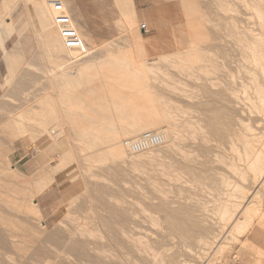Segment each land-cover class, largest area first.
I'll return each mask as SVG.
<instances>
[{
    "label": "rangeland",
    "instance_id": "374dc122",
    "mask_svg": "<svg viewBox=\"0 0 264 264\" xmlns=\"http://www.w3.org/2000/svg\"><path fill=\"white\" fill-rule=\"evenodd\" d=\"M83 1L90 2V4L97 2V7L109 8L108 12L104 10H89L94 18L98 20V23L101 20H108L107 22L110 25L109 32L117 33L101 36L103 37L102 39L108 40L110 43L99 50L94 49L91 51L84 49L82 46L75 50H68L65 48L62 39L60 40L61 42L58 41L53 45L43 46L39 42L38 34H35L32 30L33 28H31L29 15L25 9V2L15 0V8L9 11V19L14 27H18V30L13 32L7 39L5 49L7 51L11 50L14 44L19 41L21 44L18 50L22 57L21 63L13 74L10 83L3 89V79L7 75L8 69L3 60V51L0 48V142L5 145L3 146L5 150L2 155L9 162L8 166L17 169V171L27 175L29 178H32L40 170L44 171L48 177H53L56 171L54 168L59 163L61 154L57 150L51 152L50 154L52 155L46 154L44 150L49 147L50 143L48 138L46 139L45 135L38 134L31 125L26 123V130L30 135L35 136L34 139L36 140L25 143L18 139L10 143L7 136L12 126V119L20 115H26L27 112L34 110L46 94H51L55 99L60 92L62 93L68 89L66 85L68 83L69 59L88 57L91 53L95 58L112 57L120 51L117 50L118 48L128 46L124 32L117 26L119 14L116 0ZM172 2L176 11H179L181 3L185 2L194 6L202 14L206 21L205 30L210 38L209 42L202 47L203 50L207 51L208 55L210 54L211 62L215 66L220 65V63L230 66L232 63L230 56H232L231 53L233 51V41H231L232 38L229 39L232 33L230 23H232L236 15L235 11L239 12L237 16L239 15L240 21L243 22V19H245L246 10L240 0H172ZM41 6L48 13H54L49 10L46 1ZM234 6L238 10L235 8L234 10ZM126 11H128L126 8L120 9V15ZM179 17L180 14L178 12V16L174 19V24L180 22L181 19ZM139 23V27L141 24H145L141 20H139ZM119 25L122 26L120 23ZM150 33V30H148V33L141 34L143 37H147ZM226 33H229V36H226ZM175 62L172 60L158 63V67L152 68L153 72L150 75V86L152 85L154 93L166 103L165 109L167 108V111H176V114L181 116H179L181 121L192 114L190 115L191 117L205 120V124H202L203 126L206 125V120H212L215 123L230 121L233 125L236 117L242 118V105L234 108L226 103L220 105L214 102L227 98L226 91L223 89L224 84H222L221 89L207 85L209 104H203L198 98L194 99L197 94L201 95L202 87L200 89L199 83L196 84V82L188 79V76H186L187 72L181 70ZM223 72L216 73L221 76ZM194 75L198 76L197 73ZM224 77L221 76L219 78L225 81ZM187 83L188 86L190 84L193 87L190 89L195 93L192 103H189L186 98L188 94L185 93L186 90L188 91ZM73 89H75V84H73ZM191 108L193 111L190 110ZM59 114L62 115L63 113L61 114L60 112ZM57 124L65 128V130L67 129L64 136L70 139L66 138L68 144H70V150L72 149V154L69 152L71 154L70 159L72 164H75L73 166H75L79 177L78 181L80 180L79 183L81 184L78 183V188H76L77 186L74 187L65 181L63 176H60L58 181L49 182L43 191L39 192L35 196L36 198L34 197V203H36L41 214V227L37 225L35 219L33 220L30 216L21 214V212L14 209L12 211L11 208L9 210L6 207V209L3 202L1 203L0 201V219L2 220L0 221V264H43L46 261L50 264H78L76 262L78 256L81 259L79 264L81 262L86 264L88 262L87 259L90 260L91 257L85 256L87 249L83 246V243L90 238V232H94L95 236H104L106 238L112 236L108 232V226L115 225L123 229L128 236L147 243L154 248L155 252H157V263L149 259L150 262L144 255L135 254L134 251H131L130 243L124 241L121 244L123 248L122 257L118 260L112 259L113 261H110L111 264H132V262L137 264H203L210 250L202 251L198 249L200 245L195 239L197 236L195 233H198L199 226L202 225L200 222L201 217L199 216L201 215L200 210H203L204 207L207 208V219L209 221L212 219V201L216 198L217 193L215 190L219 187V178L213 169L223 168L221 163L218 164L217 159H221V156L223 157L222 148L228 146L229 141L226 135L229 130L225 128L226 125L222 124L223 128L220 124H216V126L218 125L222 128L215 129L216 127H214V129L209 130L208 128L214 125V123H210L208 127L207 125L205 126L208 130H202L204 133L200 134L198 130L195 133L193 130L191 133L187 130L188 134L183 130L185 132L183 134L187 137L185 138L187 143L191 142L192 139L195 142H197L196 140L199 141L202 138L201 136H203L202 134L207 132L210 136L214 134L217 140L216 144L220 145V149L217 148L216 150L214 143L213 145L212 143H210L211 145L202 144V146L197 143L195 147L199 151L201 150L203 155L197 151L193 164L197 163L195 165L191 164L194 166L192 173L189 172L191 175L189 173L186 175L187 173L184 172L183 177H179L180 180L172 181L164 173V168L165 164L168 165V162L172 163L171 161L174 164L177 161L176 165H183V161L178 155L171 154L172 156H170L168 155L170 153H166V150L163 151L164 149L160 148V150L155 147L153 148L155 151L152 153L132 157V159L127 158V160L119 161L99 160L88 164L84 161L87 156H91L92 153L94 155L96 149H100L98 152H101V149L105 147L98 144L101 140H94L95 138H93L94 141L89 140L92 137L80 140V143H86L87 141V143H97L96 146H91L93 147V150L90 149L91 152L89 150H85L86 153L80 152L82 150L80 148L83 146L78 142L79 139L75 137L70 125L67 122H57ZM144 131H137L138 133L135 135ZM196 133L197 136H195ZM64 136L61 138L62 140ZM208 153L209 155H207ZM83 154L87 155L84 156ZM197 156H200L201 159ZM29 161L31 162L29 163ZM28 163L29 166L30 164L32 165L26 167ZM199 163H201L200 166ZM46 164L48 165L46 166ZM86 164L90 165V168ZM0 177L2 179L0 181L2 183V186L0 185V196L5 193L12 195L14 192L16 193L15 195L18 194L17 197L27 199L28 196L25 190L11 178L5 176V172L0 173ZM192 177H195L194 180ZM67 197L70 200H67ZM111 209L116 211L118 214L117 218L113 219L110 216L109 210ZM206 222L208 221L206 220ZM175 225H182L183 232L177 231L174 227ZM12 236L15 238H12ZM209 241L211 242V239ZM231 247V251L225 252L224 256H221L214 264H252L255 259L252 253L246 258H236L235 255L239 250V246L234 244ZM197 251H200V253H197Z\"/></svg>",
    "mask_w": 264,
    "mask_h": 264
},
{
    "label": "bare ground",
    "instance_id": "6f19581e",
    "mask_svg": "<svg viewBox=\"0 0 264 264\" xmlns=\"http://www.w3.org/2000/svg\"><path fill=\"white\" fill-rule=\"evenodd\" d=\"M240 3H242L246 10L245 19H243V22L240 21L238 18L239 15L237 16V13L239 12L235 11L236 15L234 16L232 23H230L232 33L229 39L232 38L231 41H233V51L231 53L232 56H230V60L232 58V63L230 66L221 63L220 65L215 66L214 63L211 62L210 54L208 55V53H206L207 51H204L202 48L210 40L205 30L206 21L194 6L185 2L181 3V7H179L178 12L181 20L175 26L186 33V42L180 44L179 41H176L171 50L158 52L155 56L159 61L167 59L176 61L175 64L178 65L181 70L187 72L186 76H188V79L196 82V84H200V89L202 87L201 95L197 94L194 98L193 96L195 93L190 89L192 86L189 84V87L187 83L188 91L186 90L185 93H188L186 98L189 103H192L193 98H198L203 104H209L210 100L207 96V85L212 86V88L221 89L222 84H224L223 89L226 91L227 98L214 102L220 105L226 103L234 108L238 105L243 106L242 118L236 117L233 125L230 121L215 123L212 120V122L206 120L207 127L208 124L214 123V125H211V127L208 128L209 130L214 129V127H216L215 129L222 128V124L226 125L225 128L229 130L226 138L229 142L226 148H222L223 157L221 156V159H217L218 164L221 163L223 168L213 169L219 178V187L216 188L215 192L217 193V196L212 201V219H210V221L207 219V208L204 207L203 210H200L201 215L199 216L201 217L200 222L202 225L199 226L198 233H195L197 234L195 239L200 245V248H198V246L196 247L202 251L210 250V253L207 255L205 254L206 259H204L203 264H214V262L217 261L225 251L232 248L231 246L234 244H238V246H246L260 257L257 264H264V253H261L262 251L256 245L246 239L247 235L250 234L253 229L259 230L264 234V0H240ZM8 15L9 8L2 0L0 1L1 43H4L13 32L16 31L12 26ZM30 15L32 24L31 28H33L32 30L36 34V12L32 7H30ZM229 33H226V36H229ZM20 44L21 43L18 41L14 44L11 50L4 53L3 60L7 65L8 70L7 75L3 79V89L8 86L13 74L21 63L20 60L22 56L18 50ZM126 57H136L135 52L131 53V55L128 54ZM216 72H223L221 76H226L224 77L225 81L219 78L221 76H218ZM195 73H197L198 76H195ZM146 75L147 71H143L140 77H130L127 78L126 81L120 82L123 84L125 83L123 86L129 87L130 89L123 90L121 87L120 89H122V91H112L111 89L110 92H107L110 102L107 103L106 106H101L97 109L99 113L101 111L107 116L102 120V125L85 124L91 120L94 121V119L87 121L85 117L80 118L75 114L80 111L84 116L86 110L84 103H82L81 106H78V104L75 103V94L74 92H70L69 83L66 85L68 89L62 93L60 92L55 99L51 94H46L43 99L39 101L38 106L34 110L27 112L26 115H20L13 118L12 126L8 131L7 136L10 143L18 139H21L25 143H30L32 140H36L34 139L35 136L30 135L26 130V123L31 125L38 134H41L42 136L45 135V138H48L50 143L48 145L49 147L44 150L45 153L50 154L54 150H57L60 152L61 158L57 166L54 168L56 171L53 177H48L44 171L40 170L33 177L31 176L32 178H29L27 175L17 171V169L8 166L9 162H7L2 155L5 150L3 146L5 145L0 142V173L5 172V176L19 184L28 196L27 199H24L17 197L18 194L15 195L16 193L14 192L12 195H7V193L1 194L3 196H0V201L1 203L3 202L5 208H11V211L14 209L21 212V214L30 216L33 220L35 219L37 225L41 227V214L36 203H34L35 196L43 191L49 182L58 181L60 176H63L65 181L78 188L80 180L78 181L79 177L76 173L75 166H73L74 163L72 164L70 159L72 149L70 150V144L67 142V139H70L64 136L67 129L65 130V128H62L57 122H67L70 125V128L74 131L73 133L75 137L79 139L78 142L91 137L92 139L89 140L95 138L94 140L100 139L102 141H95L98 142L99 145L105 147L101 149V152H98L100 149H96L94 155L92 153L91 156H87L84 161L88 164L98 162L99 160H127V158L132 159V157L148 153L150 154L155 151V149L150 148L140 153L130 154L124 146V141L138 139L146 133L159 134L162 138V142L156 148L164 149L163 151L166 150V153H170L168 154L170 156H172L171 154H174L175 156L178 155L181 161H183V165H176L178 163L177 161L176 164H174L173 161H171L172 163L168 162V165L165 164L166 166L163 164L165 166V168L163 167L164 173L172 179V181H177L180 176L183 177L184 172L188 175L189 172L193 171L192 169L194 166L191 164H193L195 160L197 151L202 154L201 150L199 151L198 148L195 147L197 143L201 146L202 144L208 145L212 143L213 145L214 143V148L216 150L217 148L220 149V145L216 144L217 140L215 139V135L212 134L210 136L208 135V132L202 134L203 136L200 135L202 138L199 136L201 138L199 141L196 140L197 142H195L192 139L191 142L187 143V140L185 139L187 137L183 134V130L186 131V134H188L187 130H189L190 133L192 130L194 133L196 130L200 131L199 134L204 133L202 130H208L207 127H205L206 125H202L205 124V120L199 119L198 117H191L190 115L192 114H190L187 118H183L181 121L179 119L180 115L178 116L176 111H167V108L165 109L166 103L154 93L152 89L153 87L152 85L150 86V81ZM117 85L119 87V84ZM124 89L126 88L124 87ZM238 109L240 110V108ZM190 110L193 111L192 108ZM74 111L76 112L74 113ZM58 112H61V114L63 113V117ZM112 113L115 114V118ZM112 117L115 120L112 119ZM216 124H220L222 127L218 125L216 126ZM98 126L102 129H98ZM132 127H139L141 130L145 131L140 132L141 134L135 135L138 133L137 131L141 130H131ZM197 133L195 136H197ZM63 136L64 139L62 140L61 138ZM87 142H79L84 147L80 148L82 150L79 149L80 152H85V150L90 151V149L93 150V147L97 144ZM160 153H162V151H160ZM207 155H209V153ZM197 157L196 160L198 159ZM158 160L160 159L158 158ZM200 164L201 163H199V166ZM2 165L5 166L2 167ZM47 165L48 164H46V166ZM195 170L197 169L195 168ZM194 178L192 177L193 180ZM0 181H2L1 177ZM188 182L190 183L189 180ZM188 182L186 181V183ZM0 185L2 186V183H0ZM66 199L70 200L69 197ZM63 201L65 200L63 199ZM67 211L69 212L68 209ZM109 213L113 219L118 217L116 211L112 209L109 210ZM206 220L208 222H206ZM0 221L2 220L0 219ZM174 227L177 231L183 232L182 225H175ZM108 232H110L112 236L106 238L104 236H95L94 232H90V238L83 243V246L87 249V254H85V256L88 255L91 257L90 260L87 259L88 262L86 264H111L110 261H113L112 259L118 260L123 254L121 244L124 241L130 243L131 251H134L135 254L144 255L148 260L151 259L152 262L157 263V252H155L154 248L150 247L147 243L128 236L123 229L116 225L108 226ZM13 237L14 236H12V238ZM209 239H211V242ZM198 252L200 253V251H197V253ZM80 260L81 259L78 256L76 262L79 264ZM47 263L48 262L46 261L43 264ZM132 264L137 263L132 262Z\"/></svg>",
    "mask_w": 264,
    "mask_h": 264
},
{
    "label": "crops",
    "instance_id": "0c3cea01",
    "mask_svg": "<svg viewBox=\"0 0 264 264\" xmlns=\"http://www.w3.org/2000/svg\"><path fill=\"white\" fill-rule=\"evenodd\" d=\"M3 1L9 8V11L15 8V0ZM21 1L25 2V9L28 12L30 23V7L34 8L36 12V34H38L39 42L43 46L53 45L58 41L61 42L58 29L54 24L55 14L48 13L41 6V4L46 1L49 10L53 12L49 4L50 0ZM60 1L64 6V12L72 19V25L78 31L84 49L92 51L94 49L99 50L102 47H106L110 42L102 39L103 37L101 36L117 34L116 32H109L110 25L107 22L108 20H101V22L99 21L98 23V20H96L89 11L92 9L93 11L104 10L105 12H108L109 8L97 7V2H92L90 4V2H84L83 0ZM116 5L119 14L117 26L124 32L126 40L128 41V46L118 48L117 50L120 51L112 57L95 58L91 53L88 57L68 60L69 71L67 76L68 83L70 84V92H74L75 94V103L78 104V106H81V104L84 103L86 110L84 116L80 111L77 113L74 111V113L80 118L85 117L87 121L94 119V121L91 120L85 124L102 125V120L107 116L101 111L99 113L97 109L101 106H106L107 103L110 102L107 92H110L111 89L112 91H122V89L127 90L129 87L123 86L125 83L123 84L120 82L126 81V79L130 77H140L143 71H147L146 77L151 81L150 75L151 72H153L152 68L158 67V63L160 62L165 63L172 61L168 59L159 61V59L155 58L157 53L171 50L176 41L183 44L187 40L186 33L183 32V30L176 28V24H174V19L178 16V11L174 8L172 0H116ZM122 8H126L128 11L120 15V9ZM138 19L143 21L148 30H150L151 33L147 37H143L140 32V23ZM119 23L122 26H120ZM11 24L13 26L12 22ZM14 29L18 30V27L16 26ZM101 40L104 41L100 42ZM5 42H0L3 56L7 51L5 49ZM133 52H135L136 57H126ZM73 84H75V89H73ZM117 84H119V87ZM121 87L122 89H120ZM124 87L126 89H124ZM112 114L115 118V114ZM113 117L112 119H114ZM99 127L100 126L97 128L102 129ZM137 129L141 130L139 127H132L131 130ZM30 162L31 161H29V163ZM29 163L26 164V167L32 165L30 164L29 166ZM246 239L256 245L262 251L261 253H264V234L262 232L253 229L252 232L247 235ZM231 249L227 251H231ZM225 252L221 256H224ZM250 253H252V256L255 258L252 261V264H257L260 257L246 246H239V250L236 252L235 257L246 258L250 256Z\"/></svg>",
    "mask_w": 264,
    "mask_h": 264
},
{
    "label": "built area",
    "instance_id": "2783aa9c",
    "mask_svg": "<svg viewBox=\"0 0 264 264\" xmlns=\"http://www.w3.org/2000/svg\"><path fill=\"white\" fill-rule=\"evenodd\" d=\"M49 4L55 14L54 24L58 29L63 44L68 50H75L82 46V40L78 31L72 25L71 17L64 12V6L60 0H50ZM140 32L148 33L146 24L140 25ZM162 138L157 133H146L138 139L124 141V146L130 154H136L155 148L160 145Z\"/></svg>",
    "mask_w": 264,
    "mask_h": 264
}]
</instances>
